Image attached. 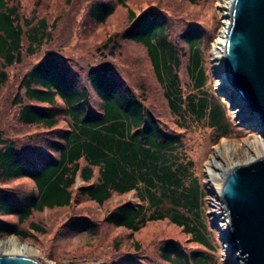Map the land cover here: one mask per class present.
Wrapping results in <instances>:
<instances>
[{
	"label": "trees",
	"instance_id": "trees-1",
	"mask_svg": "<svg viewBox=\"0 0 264 264\" xmlns=\"http://www.w3.org/2000/svg\"><path fill=\"white\" fill-rule=\"evenodd\" d=\"M116 2L127 9L128 19L116 39L145 48L172 114L207 118L219 136L227 135L231 125L223 102L202 90L206 73L200 27L189 24L173 38L168 18L159 10L137 13L127 8V0ZM113 12L109 1L88 5V16L96 23H105ZM33 18L20 15L19 0H0V87L7 81L5 68L21 62L23 49L32 54L50 36L47 21ZM117 43L112 40V47ZM182 59L196 93L181 90ZM12 104L18 107V121L35 130L13 137L0 133V179H28L34 189L22 192L0 185V235L24 239L29 230L44 233L36 222L27 224L29 230L19 224L33 212L70 206L74 191L76 197L99 206L113 194L133 192L135 202L117 204L101 223L126 230L129 238L148 222L167 220L206 250L215 248L201 220L203 188L193 161L183 153L180 133L169 129L147 106L146 97L128 88L109 66H92L80 78L62 59L48 55L23 74ZM3 216H14L16 222L2 220ZM99 225L81 214L70 215L64 223L73 233L93 235ZM159 251L169 264L211 262L205 251H187L174 240H166Z\"/></svg>",
	"mask_w": 264,
	"mask_h": 264
},
{
	"label": "rangeland",
	"instance_id": "rangeland-1",
	"mask_svg": "<svg viewBox=\"0 0 264 264\" xmlns=\"http://www.w3.org/2000/svg\"><path fill=\"white\" fill-rule=\"evenodd\" d=\"M95 0H19V13L31 19L44 18L48 24L50 36L34 53L25 52L21 62L5 68L7 81L0 87V133L7 136H22L35 130L21 124L17 118L18 107L12 100L18 90L23 74L36 61L54 55L62 59L65 65L78 77L96 65H107L117 73L132 91L146 97L147 106L159 115L162 122L171 130L180 133L183 153L193 161V172L198 177L204 196L201 204V220L207 228V235L215 248L206 250L192 240V237L167 220L148 222L139 231L127 238L129 232L101 223L104 214L124 201H136L133 192L123 195L113 194L103 205L99 206L84 196L75 195L70 206L44 209L33 212L27 221L19 224L21 229L29 230V222H36L45 229L44 233L29 230V236L0 235V242L14 237L27 246L22 256L39 264H169L162 259L159 248L166 240H174L187 251H205L210 256V264H236L237 253H232L227 242L222 241L221 233H227L228 218L223 203L218 198L220 193L211 190L206 182L205 165L212 152V147L221 140L231 141L233 146L217 158L219 165L227 170L235 163L245 164L251 159L262 156L258 142L264 143L263 129L257 128V115L245 108L236 94L229 88L221 89L217 85L219 78L212 63L211 45L215 38L225 32L222 22L226 19L228 8L225 0H127V8L140 12L153 8L168 18L169 34L174 38L190 25L201 29L206 81L203 89L213 93L226 108L225 117L231 125L227 135L219 136L207 118L197 120L192 116L186 118L173 115L163 96V90L156 81L150 61L142 45L126 40L116 39L128 24L126 8L116 0H104L114 4L113 14L105 23H96L88 16V5ZM190 24V25H189ZM117 44L112 47V40ZM183 46V44H181ZM27 43L24 42V48ZM106 48V49H105ZM113 52L111 56L109 51ZM186 59V58H185ZM182 59L179 69L181 90L183 94L196 93L193 81L186 71V60ZM82 80V79H81ZM23 89L20 90V93ZM92 102L96 106L95 96ZM179 122V123H178ZM185 125L186 128L181 127ZM60 122L59 126H64ZM253 126L255 127L253 129ZM258 129V131L256 130ZM251 160V161H252ZM97 176L96 169H94ZM94 176V179L96 178ZM81 182L77 180V185ZM1 186H10L22 192L34 189L28 179H0ZM76 185V187H77ZM74 187V190L75 188ZM72 214L89 216L100 222L95 235L73 233L64 226ZM2 220L16 222L14 216H3ZM227 219V220H226ZM117 243V245H115ZM139 246L136 247L135 245ZM0 245V254L5 251ZM241 262L240 260L238 261Z\"/></svg>",
	"mask_w": 264,
	"mask_h": 264
},
{
	"label": "water",
	"instance_id": "water-1",
	"mask_svg": "<svg viewBox=\"0 0 264 264\" xmlns=\"http://www.w3.org/2000/svg\"><path fill=\"white\" fill-rule=\"evenodd\" d=\"M226 18L223 60L229 90L257 115L264 132V0H232ZM220 197L228 217L221 240L237 253L235 263L264 264V155L228 169ZM0 264L39 263L0 255Z\"/></svg>",
	"mask_w": 264,
	"mask_h": 264
},
{
	"label": "bare ground",
	"instance_id": "bare-ground-1",
	"mask_svg": "<svg viewBox=\"0 0 264 264\" xmlns=\"http://www.w3.org/2000/svg\"><path fill=\"white\" fill-rule=\"evenodd\" d=\"M231 2H232V0H225L224 3L226 5H224V6H226L228 8V6H230ZM225 16H226V14H225ZM222 24H223V28H226V25L228 24V19L224 20V22H222ZM224 47H225V32L223 34L217 36L211 45V55H212V60H214L212 65L215 68V71L219 74V78H218L216 84L219 85V87L221 89L229 88L227 77H226V74L224 72V70H225V63L223 60L224 59ZM259 124H260V122H259ZM256 127L258 128L259 125ZM254 128L255 127L253 126V129ZM256 130L258 131V129H256ZM258 137L259 136L256 135L255 139L258 142L260 152L263 156L264 155V143L261 140H259ZM232 146H233V144L231 141L221 140L219 142V144L214 145L212 147V152L210 153V156L207 159V162L205 165V170H204L205 177H206L205 180H206L207 184L209 185V187L211 188V190L216 191L217 193H220V190L222 188V183H223V177L227 171L226 168H223L219 165L217 158L220 157L223 153L228 152L232 148ZM258 157H261V156L259 155ZM250 161H248V162H250ZM235 165H242V164H239L236 162ZM218 200L221 203H223L220 195H219ZM226 231H227V229H226ZM225 234H226L225 231L223 234L221 233V237H224ZM2 244H4V247H5L4 248L5 251L2 253V255L22 256L23 255L22 253L24 251L28 250L27 246L20 243L14 237L7 238L3 242H0V245H2Z\"/></svg>",
	"mask_w": 264,
	"mask_h": 264
},
{
	"label": "built area",
	"instance_id": "built-area-1",
	"mask_svg": "<svg viewBox=\"0 0 264 264\" xmlns=\"http://www.w3.org/2000/svg\"><path fill=\"white\" fill-rule=\"evenodd\" d=\"M230 7V6H229ZM228 10H229V8H228Z\"/></svg>",
	"mask_w": 264,
	"mask_h": 264
}]
</instances>
